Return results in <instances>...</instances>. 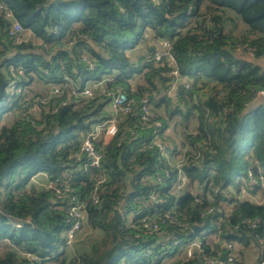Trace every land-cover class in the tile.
<instances>
[{
    "label": "trees",
    "instance_id": "trees-1",
    "mask_svg": "<svg viewBox=\"0 0 264 264\" xmlns=\"http://www.w3.org/2000/svg\"><path fill=\"white\" fill-rule=\"evenodd\" d=\"M0 2L13 12L0 10V264H162L195 239L193 255L168 264H245L238 245L257 248L262 264L264 200L241 195L264 197V0ZM14 20L23 28L15 36ZM149 39L171 42L191 83L177 86L175 102L164 94L177 81L166 57L134 54ZM87 87L93 96L72 92ZM119 90L133 101L129 113L112 110ZM114 116L119 133L96 141L103 158L92 166L82 143ZM176 116L181 143L167 133ZM42 173L53 186L31 182ZM72 198L102 232L73 254Z\"/></svg>",
    "mask_w": 264,
    "mask_h": 264
},
{
    "label": "built area",
    "instance_id": "built-area-1",
    "mask_svg": "<svg viewBox=\"0 0 264 264\" xmlns=\"http://www.w3.org/2000/svg\"><path fill=\"white\" fill-rule=\"evenodd\" d=\"M0 10H5L6 15L10 18H13V12L8 10L7 7L4 6L1 2H0ZM22 30H23L22 25L18 21L14 20L12 27L10 29V34L15 36ZM171 48H172L171 42L168 40H163L161 42H158L157 47L151 53V56H153L157 62L161 61L163 57H166V59L168 60V64L172 66V70L170 74L176 77L177 81L176 83L172 84L170 91L173 92L176 96L178 79L181 80L182 78L179 76V71L176 68V59L173 53L171 52ZM84 60H86L89 63L90 68L94 67L93 63L90 60H87L86 57H84ZM182 81L185 83L186 87H189L191 85V83L187 82L186 80L184 81L182 79ZM14 88L15 87L12 86V89ZM54 91L57 92L58 89L55 87ZM72 92L74 95H85L88 97L89 96L91 97L94 95L93 90L89 87L85 88L81 92L78 91L77 89H73ZM262 96H264V90L258 91V93L256 94V99ZM42 102L44 101L42 100ZM132 108H133V101L128 98L125 92H123L122 90H119L118 92L113 94L112 110H114L116 114L119 112L129 113L131 112ZM142 110H143V118L145 119H147V117H149L152 114L150 105L148 103V98L143 99ZM157 125H160V123L157 122ZM118 133H119V127H118V124L114 116V118L105 121L103 124H101L98 128H95L85 137L84 142L82 143V146H81L82 155L86 156V158L89 160L92 166L98 167L103 158V153L96 146V141H102V143L106 145L110 143ZM158 144L160 145L162 152H164L165 151L164 144H162L161 142ZM165 154H166V151H165ZM183 180H185V176L183 177ZM101 182H103V179L98 180L97 185L93 192L94 193L93 200L95 203L98 202L97 190ZM51 186L53 185L50 183L48 187H51ZM68 190H69L68 188H65L64 191H62L61 189H57V192L61 195L63 192L65 191L67 192ZM69 215L72 217L73 222L67 231V245H70L73 242L74 238L77 235V232L80 230L81 227H83L86 224L85 205L79 203L76 200V198H72V200L69 202ZM145 226L151 231L157 230L159 228V226L154 222H148L146 223ZM200 245L201 244H200L199 239H195L193 241H190L185 246L184 251L186 252L188 256H191L195 253L196 249L200 248ZM228 247L231 248V245H229ZM233 255L234 254L231 252L229 260L233 259ZM262 264H264V261L262 262Z\"/></svg>",
    "mask_w": 264,
    "mask_h": 264
},
{
    "label": "rangeland",
    "instance_id": "rangeland-1",
    "mask_svg": "<svg viewBox=\"0 0 264 264\" xmlns=\"http://www.w3.org/2000/svg\"><path fill=\"white\" fill-rule=\"evenodd\" d=\"M241 30V25H238L237 27V32ZM30 35L24 36L25 39H29L30 37H28ZM34 42L38 43V41L34 40ZM250 57V56H249ZM252 58V57H250ZM258 62H260L261 64L264 65L263 62H261V60H257ZM34 89L40 90L42 88L41 84L39 82L34 84ZM43 90V89H42ZM29 95H32V91H29ZM35 109V107L33 108ZM5 121L10 119L12 117L11 113H7V115L5 116ZM179 117L176 116L174 117L173 121L171 122V127L168 129L167 133L171 136H174V138H177V141L181 143L183 136H184V132L182 131L181 127H178V131H175L176 129H173V125L175 124V121L178 120ZM194 120L191 122V124H189V128L188 131L194 132L195 131V127L197 124V121L195 120V118H193ZM182 137V138H181ZM33 183H35L37 186L43 188V187H48L50 185V183L48 182L47 179V175L46 174H39L37 176H35L32 181ZM188 183V182H187ZM187 183L184 184L182 187L185 189L187 187ZM191 188V190L195 193L201 194V190L198 187V184L195 185H191L188 186ZM242 198H249L253 201L256 202H263L264 197L261 194V192H259L258 195H250L247 194L246 192H244L241 195ZM102 235V232L99 230H94V229H90L86 224L80 228V230L77 232L76 237L74 238L73 242L68 245V252L70 253H74V250L79 246L82 245H88L90 242H92L93 240L99 239ZM244 250V257H242L241 260L244 261L245 264H254L257 260L258 257V249L255 247H251V248H246V249H242V247H240L238 245L237 249H236V256H240V251ZM185 252V251H184ZM183 249L177 253L176 255L169 257L167 259H165L163 261L162 264H168L170 262H173L175 259H178L179 257H183Z\"/></svg>",
    "mask_w": 264,
    "mask_h": 264
},
{
    "label": "crops",
    "instance_id": "crops-1",
    "mask_svg": "<svg viewBox=\"0 0 264 264\" xmlns=\"http://www.w3.org/2000/svg\"><path fill=\"white\" fill-rule=\"evenodd\" d=\"M28 37H30L29 39H32L33 41L34 40H36V41H38L34 36H28ZM39 42V41H38ZM152 46H156L157 47V44L155 43V42H153V40H147V41H145L144 43H141V44H139L137 47H136V50H134V54H135V56H138V55H146V54H148V52H149V49L152 47ZM180 79H178V83H177V85H179V82L180 83H182L183 81H182V79L179 81ZM54 86L52 85L51 86V89L54 91ZM102 88V86L99 88V89H101ZM166 96H170L173 100H174V102L176 101V96H175V94L173 93V92H171L170 90L169 91H167V92H165L164 93ZM160 111L162 112V110L160 109ZM100 125H98V126H96V128H98ZM173 138H174V136H172ZM174 140L175 141H177V138H174Z\"/></svg>",
    "mask_w": 264,
    "mask_h": 264
},
{
    "label": "water",
    "instance_id": "water-1",
    "mask_svg": "<svg viewBox=\"0 0 264 264\" xmlns=\"http://www.w3.org/2000/svg\"><path fill=\"white\" fill-rule=\"evenodd\" d=\"M156 49V46H152L150 49H149V52L148 53H150V52H152L153 50H155ZM153 96L152 95H149L148 96V99H151ZM83 158H86V156H83Z\"/></svg>",
    "mask_w": 264,
    "mask_h": 264
}]
</instances>
